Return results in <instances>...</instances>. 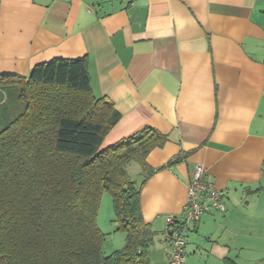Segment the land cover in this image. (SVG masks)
<instances>
[{
	"label": "crops",
	"instance_id": "1",
	"mask_svg": "<svg viewBox=\"0 0 264 264\" xmlns=\"http://www.w3.org/2000/svg\"><path fill=\"white\" fill-rule=\"evenodd\" d=\"M83 57L121 114L102 148L152 127L167 142L148 165L183 158L142 189L149 263L168 264L166 217L182 220L202 164L226 211L190 225L185 264H264V0H0V74Z\"/></svg>",
	"mask_w": 264,
	"mask_h": 264
},
{
	"label": "trees",
	"instance_id": "2",
	"mask_svg": "<svg viewBox=\"0 0 264 264\" xmlns=\"http://www.w3.org/2000/svg\"><path fill=\"white\" fill-rule=\"evenodd\" d=\"M20 86V114L0 130V264H150L155 232L141 193L152 169L147 158L166 136L145 127L102 148L121 114L92 93L86 57L54 59L28 77L0 74V88ZM138 163L143 179L128 166ZM109 192L122 250L106 255L98 226Z\"/></svg>",
	"mask_w": 264,
	"mask_h": 264
},
{
	"label": "built area",
	"instance_id": "3",
	"mask_svg": "<svg viewBox=\"0 0 264 264\" xmlns=\"http://www.w3.org/2000/svg\"><path fill=\"white\" fill-rule=\"evenodd\" d=\"M223 194L206 177V169L197 164L188 184V199L181 221L174 215L166 217V241L170 246L168 264H185L186 236L191 224L198 223L202 216L214 212H225Z\"/></svg>",
	"mask_w": 264,
	"mask_h": 264
},
{
	"label": "rangeland",
	"instance_id": "4",
	"mask_svg": "<svg viewBox=\"0 0 264 264\" xmlns=\"http://www.w3.org/2000/svg\"><path fill=\"white\" fill-rule=\"evenodd\" d=\"M20 86L7 85L5 88H0V130L6 123L13 121L24 108V104L20 101ZM135 163V162H134ZM130 164L129 174L134 177L138 170L141 169L139 164ZM115 213L113 208L112 198L109 192H104L101 200V208L98 216V226L106 235L104 244V253L110 255L120 245V238L123 236L121 232H116L117 225L114 222ZM119 233V234H118ZM117 234V238L111 239ZM124 238V236H123ZM116 251V250H115Z\"/></svg>",
	"mask_w": 264,
	"mask_h": 264
}]
</instances>
